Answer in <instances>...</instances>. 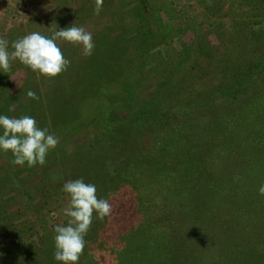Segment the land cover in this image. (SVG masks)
I'll use <instances>...</instances> for the list:
<instances>
[{
	"label": "rangeland",
	"instance_id": "1",
	"mask_svg": "<svg viewBox=\"0 0 264 264\" xmlns=\"http://www.w3.org/2000/svg\"><path fill=\"white\" fill-rule=\"evenodd\" d=\"M231 1L103 0L101 11L96 14L94 12L96 0H0V37L9 41V51L12 50V41L31 32L51 36L59 28L72 24L84 27L91 32L95 44L93 54L86 57L82 54L80 45L57 41L63 55L70 61V65L66 71L56 77H46L33 72L19 60L11 61L7 71L0 70V113L10 117L33 116L40 127H47L50 133L59 138L58 145L48 154L43 166L13 165L11 163L13 156L10 151L0 152V196L11 191L18 193L13 200V202L16 201L15 204L9 207L12 210L11 218L5 215L0 219V264H13V262L19 264L17 261L25 256L37 258L33 253L39 247L42 249L40 252L42 258L50 259L52 264L59 263L49 253H45V250L50 251L54 246V226L64 225L67 222L63 209L68 205V196L61 191L62 185L68 180H75L73 178H82L86 183H93L94 180L91 179L93 176L98 178L101 172L106 175V169L102 168L99 160L101 141H105L107 135H111L112 132L108 133L105 129L106 121L109 120L107 118L111 116L112 120H119L115 117L116 112L121 110L120 112L126 115L137 107L127 104L126 100L123 103L117 102L123 105L121 109L112 104L111 97L121 88L127 87L132 92L134 89L144 88L146 91L155 86L158 96L165 99L167 109L172 115L177 114L176 118H172L174 123L171 126L176 131L186 130L189 126L195 134L197 128L195 121L210 115H203L206 110L199 109L191 112L187 117L185 113L188 112L178 111L173 106L170 109L176 100L170 98L174 96L177 99L186 98L189 93H193L194 98L200 91L204 92L207 87L211 91L220 79L218 76L215 78L213 73L203 74L200 71L202 75L199 74L197 68L204 69L206 63L203 59H198L197 50L206 45L205 32L211 22L216 20L226 22L230 19L229 17H238L236 9L228 8ZM227 9L231 10L229 14ZM149 20H151V27H149ZM211 33L207 34V40L210 39L213 43L216 38ZM242 37L243 35L240 34L239 38ZM236 45H238L236 39H226L220 45L219 51H226L227 48ZM180 53L183 55L180 56ZM91 68H93L92 74L89 72ZM84 78L92 80L93 89L102 82H108L104 86L108 90L101 92L98 89L93 96H89L92 102L89 103V107H84L85 121L83 120L81 130L75 132L74 129L68 130L69 126L64 125L63 122L61 124L57 117L59 114L64 115L72 110V106L68 103L79 102L84 94L81 90ZM177 89L180 90L177 91ZM29 90L35 92L37 99L27 96ZM248 95L251 94L241 97V103L249 98ZM207 96V99L212 100L217 94L207 93ZM193 114L194 117H190ZM244 121L245 118L237 121L243 130L245 129ZM189 123H192V126ZM94 128L97 131L92 132ZM104 129L105 131H101ZM95 134H99L101 141L95 143L93 138ZM132 135L136 137V134L132 133ZM142 140L139 138L133 145L143 152L147 139ZM176 140L181 146L183 144L188 147L193 144L186 138L184 140L188 141V144L184 140ZM134 146L127 144L126 148L132 150ZM237 161L240 160L226 159V162L236 169L235 173L240 169L236 165ZM88 167H93V172H90ZM263 167L264 165L253 167L255 188L252 187V190L255 193L261 185L258 177L264 176ZM87 172L89 175L85 178ZM109 173L113 174L112 170L108 169ZM219 181L222 184L223 179L220 176ZM219 181H216L215 175L199 173L196 184L193 182L197 190L203 192L201 196L208 197L205 199L201 197L204 203H201V200L194 202L192 199L190 207L184 206L191 214L194 212L190 215L193 220L189 219L188 222L183 223L186 228L184 236L178 233L172 236L174 240H177L170 246L174 249L172 252L174 259L182 256L186 258L192 254L193 257L199 258L197 260L199 263L202 259L201 262L203 261L204 264H225L226 257L217 253L216 245H214L219 242L213 244L209 241L213 239L209 236L211 234L217 237L223 233L225 242L224 244L221 242V245L225 247L236 244L244 248L245 245L253 243L251 238L255 235L251 229H248V224L245 222L246 211L237 215L239 211H235L236 209L230 212L226 209V213L224 211L220 213L221 215L212 216L211 219L209 217L204 225L196 223L198 217L194 215L201 213L204 209L210 212L211 208L216 207L214 203L216 200L211 199L209 191H212L213 183L218 182L216 185L219 186ZM19 183L27 187L25 191L27 195L31 194V200L22 199L20 191H16ZM244 183L245 181L240 179L239 186L233 188H237L239 192L243 191V198L246 197V190H244L246 187L242 186ZM202 186L205 187L202 188ZM234 195L237 196L235 193ZM161 202L162 199L154 210L155 215L160 219L159 224L164 229L168 228L169 233H172L171 228L176 229L177 232L180 227L175 225L178 224L180 209ZM97 224L93 216V222L87 234L90 235V240L95 241L92 244V250L90 247L86 254L88 257L95 255L97 258L101 257L108 261L114 260V252L106 251V243L100 244L102 239L100 236L96 237ZM256 224L264 228V222ZM249 228H251L250 225ZM258 238L260 239L258 243L264 244V235ZM157 239L162 241L163 237H157ZM30 245L33 246L32 252L29 251ZM187 258L191 259V257Z\"/></svg>",
	"mask_w": 264,
	"mask_h": 264
},
{
	"label": "trees",
	"instance_id": "2",
	"mask_svg": "<svg viewBox=\"0 0 264 264\" xmlns=\"http://www.w3.org/2000/svg\"><path fill=\"white\" fill-rule=\"evenodd\" d=\"M244 7L248 8L245 10ZM228 8L236 9L238 17H229L226 22L221 20L211 22L209 24L211 29L208 28L205 32L206 45L197 50L198 59H203L206 63L204 69L197 68L199 74L202 75L200 71L203 74L213 73L215 78L218 76L220 79L211 91L207 87L194 98L193 93L187 94L186 98L177 99L175 96L170 98L176 99L170 109L173 106L178 111L188 112L185 113L187 117L188 114L199 109L206 110L203 115H210L195 121L197 123L195 134L189 126L182 131H176L171 126L174 123L172 118H176L177 114L172 115L167 109L165 99L158 96L155 86L146 91L145 88L134 89L133 93L127 87H123L111 97L112 104L120 109L123 105L117 102L123 103L124 100L133 107L137 106L126 115H123L121 110L116 112L115 117L119 120H112L111 116L107 118L109 120L106 121L105 129L108 133L112 132L111 135H107L105 141H101L99 134L93 135L95 143L101 141L99 162L102 168L106 169V175L101 172L98 178L93 176L91 179L97 187L98 198L108 199L113 213L112 217L110 214L103 220L95 218L98 223L95 234L97 238L100 236L102 239L100 244L106 243V251L114 252L115 259L108 261L95 255L88 257L86 253L90 247L92 250L95 240H90V235L86 234L85 247L80 255L79 264H204L203 261L201 262L202 259L199 263L197 261L199 258L193 257L192 254L187 256L191 259L183 256L174 259L172 257L174 249L170 247L177 242L172 238L173 235L178 233L184 236L186 228L183 223L188 222L189 219L193 220L190 215L194 212L191 214L184 206L190 207L192 199L194 202L201 200V203H204L201 199L204 196H201L203 192H199L195 186L199 173L215 175L216 181H219L220 176L223 182L221 184L219 181V186L216 185L218 182L211 185L212 191H209V194L211 199L216 200L214 202L216 207L211 208L210 212L205 209L201 213L197 212L199 214L194 215L198 217L196 223L204 225L209 217L211 219L212 216L221 215L220 213L224 211L226 213V209L229 212L236 209L235 211H239L237 215L246 211L245 222L255 235L251 238L253 243L240 248L241 246L236 244L229 247L221 245V242L223 244L225 242L223 233L217 237L211 234L209 236L213 241H209L213 244L219 242L214 244L216 252L226 257L225 264H264V244L258 243L260 240L258 237L264 235V228L256 226L258 225L256 223L264 222V196L252 190V187L255 188L253 167L264 165V0H232ZM231 10L227 13L229 14ZM210 33L216 38L213 43L210 39L207 40V34ZM240 34L243 35L242 38H239ZM231 38L236 39L238 45L227 48L226 51H219L220 45ZM182 55L180 53V56ZM89 72L92 74L93 68ZM92 83V80L84 78L81 83L84 94L79 102L68 103L72 106V110L64 115H58L57 120L69 126L68 130L74 129L75 132H79L85 119L83 117L86 116L84 107H89V103L92 102L89 96H93L98 89L101 92L108 90L104 88L108 82H102L94 89ZM207 93H215L217 96L209 100ZM249 93L251 94L248 95L249 98L241 103V97ZM230 105L234 106L228 107ZM116 106L114 107L117 108ZM192 116L194 117V114L190 117ZM242 118H245L244 130L240 127V123H237ZM189 124L192 126V123ZM132 133L136 134V137ZM139 138L147 139L143 152L133 145ZM185 138L191 140L193 144L188 147L177 144L176 139L183 141ZM185 142L188 144V141ZM127 144L134 148L128 150ZM142 157L144 158L141 159ZM227 158L240 160L236 162L237 167L240 168L237 173H235L236 169L226 162ZM88 168L93 172V167ZM108 169L112 170L113 174H108ZM88 175L87 172L85 178ZM263 177V175L258 177L260 184H264ZM240 179L245 181L242 185L246 187L245 198L242 195L243 191L233 189L239 186ZM26 189L27 187L20 183L16 187V191L22 194V199L31 200V194L27 195ZM203 191L205 193V190ZM17 195L18 193L11 191L0 196V219L5 215L11 218L12 210L9 207L15 204L16 201L13 200ZM161 199V203L180 209L178 224L175 225L180 227L177 228V232L176 229L171 228L172 233H169L168 228L164 229L159 224L160 219L155 215L154 210ZM107 224L109 227H106ZM157 237H163V240L160 241ZM30 248L29 251L32 252L33 246L30 245ZM41 250L39 247L34 251L33 255L37 258L25 256L17 262L52 264L50 259L42 258ZM48 251L46 249L45 253L53 256L54 246ZM166 257L169 259L167 260Z\"/></svg>",
	"mask_w": 264,
	"mask_h": 264
},
{
	"label": "clouds",
	"instance_id": "3",
	"mask_svg": "<svg viewBox=\"0 0 264 264\" xmlns=\"http://www.w3.org/2000/svg\"><path fill=\"white\" fill-rule=\"evenodd\" d=\"M103 0H96L94 12L99 14ZM57 41L80 45L84 56H91L95 48L93 35L84 27L75 24L59 28L51 36L31 32L11 42L0 37V70L7 71L10 62L20 63L46 77H56L66 71L70 61L65 58ZM27 96L37 99L35 92L29 90ZM0 152H11L13 165L34 167L43 166L48 154L56 148L59 138L50 133L47 127H40L35 117L22 115L10 117L0 113ZM61 191L68 196V205L63 209L67 222L54 226L53 258L60 264H79L85 247L87 234L95 214L96 219L109 217L112 206L108 199L98 198L97 187L86 183L82 178L68 180ZM264 196V184L258 188Z\"/></svg>",
	"mask_w": 264,
	"mask_h": 264
}]
</instances>
